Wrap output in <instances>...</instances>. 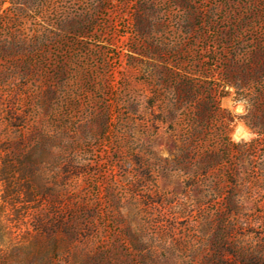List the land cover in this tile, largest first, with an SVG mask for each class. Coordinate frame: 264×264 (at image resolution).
<instances>
[{"label":"rangeland","instance_id":"rangeland-1","mask_svg":"<svg viewBox=\"0 0 264 264\" xmlns=\"http://www.w3.org/2000/svg\"><path fill=\"white\" fill-rule=\"evenodd\" d=\"M9 1L43 43L3 46L1 3L4 84L33 115L4 153L42 184L6 205L0 264H264V0ZM219 81L245 115L207 108ZM235 120L255 138L232 142Z\"/></svg>","mask_w":264,"mask_h":264},{"label":"trees","instance_id":"trees-1","mask_svg":"<svg viewBox=\"0 0 264 264\" xmlns=\"http://www.w3.org/2000/svg\"><path fill=\"white\" fill-rule=\"evenodd\" d=\"M34 0L32 4L35 2ZM43 5H47L49 0H41ZM40 1V2H41ZM9 2L10 5L7 7L10 9V12L6 13V18L4 21V39L3 46L7 48H14L17 50H22L24 47H28L30 52L36 50V56H41L39 51V44L43 43V39L37 37L32 41H26L25 36H23V22L24 16L26 12H28L32 7L31 4L28 6H23V3L15 2V1H7L0 0L1 3ZM6 8V9H7ZM46 24L45 21H43ZM38 45V46H37ZM12 60V66L8 67V70L4 71L0 69V191H2V195L4 192L10 193L12 196L9 198L0 199V236L5 234L3 230H5V226L2 224V213L5 210L6 205L11 206L12 208L16 205L15 199L13 196L19 195L23 190H30L32 186H40L42 184L41 180H37L36 178L23 179L18 177L19 168L17 164L11 159L8 160V157H11L10 154L4 153L5 143L12 141L11 134L15 133L16 136L20 137L23 132V129L29 127V123L33 118L32 112L21 113L19 109L20 98H21V89L24 88V85L21 87L16 85H10L5 87V82L7 79H11L12 81L16 79L18 76L17 65L14 63L15 59ZM235 62V56L231 59ZM29 68V67H28ZM5 74V75H4ZM26 74L24 77H26ZM261 77V76H260ZM15 83V82H14ZM261 87V92L264 91V79H260L258 81ZM227 85L226 83H221L220 81L216 83V90H220V95L224 94V87ZM192 83H190V87H193ZM30 95V94H29ZM214 107L215 109H220L218 106V100L214 97H210L207 108L211 109ZM215 114V113H214ZM215 116H219V119L222 123L221 133L226 134L229 130L231 118L226 117L224 113L215 114ZM204 115L199 114L194 119V128H190L187 130V138L190 139L191 143L194 142V155L198 154L202 155L203 151L201 149L200 140H202V132L204 126ZM4 125V128L1 127ZM194 136V138H193ZM14 157L18 156L13 153ZM31 156L30 152L27 153V157ZM30 172H36V167L34 163H31ZM33 182V183H32ZM75 228V227H74ZM71 237L76 240L77 232L75 229L71 231Z\"/></svg>","mask_w":264,"mask_h":264},{"label":"clouds","instance_id":"clouds-1","mask_svg":"<svg viewBox=\"0 0 264 264\" xmlns=\"http://www.w3.org/2000/svg\"><path fill=\"white\" fill-rule=\"evenodd\" d=\"M224 90L230 93V96L223 98L220 103V108L227 109L234 117L243 116L246 114L245 105L247 101L240 99L236 100V89L233 86L225 85ZM255 133L250 131L244 121H234V131L230 135V139L234 143H240L242 140L247 142L255 138Z\"/></svg>","mask_w":264,"mask_h":264}]
</instances>
